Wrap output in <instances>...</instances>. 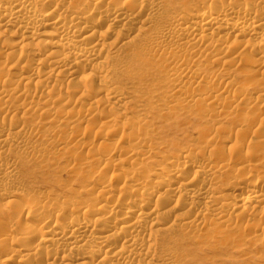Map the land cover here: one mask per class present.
I'll use <instances>...</instances> for the list:
<instances>
[{
	"label": "bare ground",
	"instance_id": "bare-ground-1",
	"mask_svg": "<svg viewBox=\"0 0 264 264\" xmlns=\"http://www.w3.org/2000/svg\"><path fill=\"white\" fill-rule=\"evenodd\" d=\"M229 246L264 264V0H0V264Z\"/></svg>",
	"mask_w": 264,
	"mask_h": 264
},
{
	"label": "rangeland",
	"instance_id": "rangeland-1",
	"mask_svg": "<svg viewBox=\"0 0 264 264\" xmlns=\"http://www.w3.org/2000/svg\"><path fill=\"white\" fill-rule=\"evenodd\" d=\"M227 249L229 250V252H227V251H226V253L217 252V253H215L213 255H208V256H210V259H213L215 262L212 261V260L211 261H207V262L210 263V264H211V262L213 264H235L234 262L238 260L237 259L238 257L236 255H232L231 254L232 251H233L231 246H229ZM230 254H231V256L229 257ZM250 256L257 257V256H259V254L256 253L255 251H251V255Z\"/></svg>",
	"mask_w": 264,
	"mask_h": 264
}]
</instances>
